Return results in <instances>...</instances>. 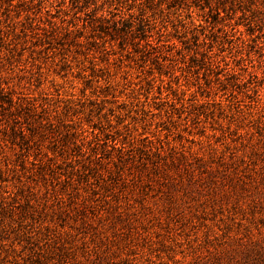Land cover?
I'll use <instances>...</instances> for the list:
<instances>
[{
    "label": "rangeland",
    "instance_id": "374dc122",
    "mask_svg": "<svg viewBox=\"0 0 264 264\" xmlns=\"http://www.w3.org/2000/svg\"><path fill=\"white\" fill-rule=\"evenodd\" d=\"M0 264H264V0H0Z\"/></svg>",
    "mask_w": 264,
    "mask_h": 264
}]
</instances>
